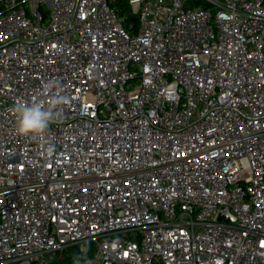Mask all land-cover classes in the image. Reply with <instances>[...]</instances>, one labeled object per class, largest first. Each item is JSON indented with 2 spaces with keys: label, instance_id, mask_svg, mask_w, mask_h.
Segmentation results:
<instances>
[{
  "label": "built area",
  "instance_id": "1",
  "mask_svg": "<svg viewBox=\"0 0 264 264\" xmlns=\"http://www.w3.org/2000/svg\"><path fill=\"white\" fill-rule=\"evenodd\" d=\"M116 1L0 0V264H264V0Z\"/></svg>",
  "mask_w": 264,
  "mask_h": 264
},
{
  "label": "clouds",
  "instance_id": "2",
  "mask_svg": "<svg viewBox=\"0 0 264 264\" xmlns=\"http://www.w3.org/2000/svg\"><path fill=\"white\" fill-rule=\"evenodd\" d=\"M61 85L58 81L50 80L43 85L41 93L48 99H36L31 103L18 102L12 112L16 119V133L20 136L31 137L43 141L50 126L63 118L62 106L67 102V98L60 95L58 90ZM52 147L47 148L50 154ZM82 251H87L86 248Z\"/></svg>",
  "mask_w": 264,
  "mask_h": 264
},
{
  "label": "trees",
  "instance_id": "3",
  "mask_svg": "<svg viewBox=\"0 0 264 264\" xmlns=\"http://www.w3.org/2000/svg\"><path fill=\"white\" fill-rule=\"evenodd\" d=\"M19 1L23 2L24 0H19ZM113 5L117 8V11L120 14H125V15L127 14V22H133L135 25H137V22H138L137 18L135 16H133V15H130L128 13L129 7L127 6V3H126L125 0H118V1L114 2ZM76 253H77V258H76L75 261H70V260L67 259L66 262H62L60 260H57V261L53 262L52 264H83L90 257V254H89L90 251H88V252H80V251L76 250Z\"/></svg>",
  "mask_w": 264,
  "mask_h": 264
},
{
  "label": "rangeland",
  "instance_id": "4",
  "mask_svg": "<svg viewBox=\"0 0 264 264\" xmlns=\"http://www.w3.org/2000/svg\"><path fill=\"white\" fill-rule=\"evenodd\" d=\"M77 258V253L74 249H67L64 253L60 254L59 260L66 262L67 259L70 261H75Z\"/></svg>",
  "mask_w": 264,
  "mask_h": 264
},
{
  "label": "water",
  "instance_id": "5",
  "mask_svg": "<svg viewBox=\"0 0 264 264\" xmlns=\"http://www.w3.org/2000/svg\"><path fill=\"white\" fill-rule=\"evenodd\" d=\"M224 213H226V214H230V213H229V209H228L227 207H225V208L223 209L222 214H224ZM231 217H232L233 220H235V217H234L233 215H231Z\"/></svg>",
  "mask_w": 264,
  "mask_h": 264
}]
</instances>
